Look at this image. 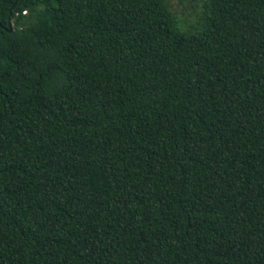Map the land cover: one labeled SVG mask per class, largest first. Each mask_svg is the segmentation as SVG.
<instances>
[{
  "label": "trees",
  "instance_id": "obj_1",
  "mask_svg": "<svg viewBox=\"0 0 264 264\" xmlns=\"http://www.w3.org/2000/svg\"><path fill=\"white\" fill-rule=\"evenodd\" d=\"M170 1L0 0V264H264V0Z\"/></svg>",
  "mask_w": 264,
  "mask_h": 264
},
{
  "label": "rangeland",
  "instance_id": "obj_2",
  "mask_svg": "<svg viewBox=\"0 0 264 264\" xmlns=\"http://www.w3.org/2000/svg\"><path fill=\"white\" fill-rule=\"evenodd\" d=\"M169 8L171 14L178 21L181 29H189L195 24V13L199 9L194 8L188 1H170Z\"/></svg>",
  "mask_w": 264,
  "mask_h": 264
},
{
  "label": "water",
  "instance_id": "obj_3",
  "mask_svg": "<svg viewBox=\"0 0 264 264\" xmlns=\"http://www.w3.org/2000/svg\"><path fill=\"white\" fill-rule=\"evenodd\" d=\"M10 12V10L8 11V13ZM8 23H9V20H8ZM9 31H10V29H9Z\"/></svg>",
  "mask_w": 264,
  "mask_h": 264
}]
</instances>
